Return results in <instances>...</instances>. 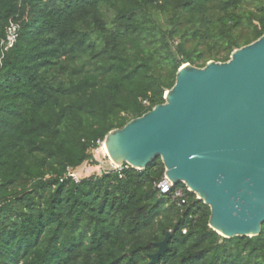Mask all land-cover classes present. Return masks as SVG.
I'll use <instances>...</instances> for the list:
<instances>
[{
    "label": "trees",
    "instance_id": "trees-1",
    "mask_svg": "<svg viewBox=\"0 0 264 264\" xmlns=\"http://www.w3.org/2000/svg\"><path fill=\"white\" fill-rule=\"evenodd\" d=\"M11 20L20 33L0 67V264H150L168 233L156 264H264V223L259 236L223 238L194 193L180 205L156 189L160 158L68 176L97 165L110 132L164 104L184 65L228 62L261 38L264 0H0V42Z\"/></svg>",
    "mask_w": 264,
    "mask_h": 264
},
{
    "label": "water",
    "instance_id": "water-1",
    "mask_svg": "<svg viewBox=\"0 0 264 264\" xmlns=\"http://www.w3.org/2000/svg\"><path fill=\"white\" fill-rule=\"evenodd\" d=\"M165 103L110 132L118 167L145 170L160 158L165 176L210 207L209 227L226 239L256 237L264 223V35L228 62L186 64ZM110 171H113L112 165ZM156 243L150 264L169 251Z\"/></svg>",
    "mask_w": 264,
    "mask_h": 264
},
{
    "label": "built area",
    "instance_id": "built-area-1",
    "mask_svg": "<svg viewBox=\"0 0 264 264\" xmlns=\"http://www.w3.org/2000/svg\"><path fill=\"white\" fill-rule=\"evenodd\" d=\"M19 33H20L19 23L11 20L6 30V36L0 42V52H1L0 67L3 66L5 52L12 49L16 45L19 38ZM128 167L129 166H124V167L112 166V168L119 173H121L125 168ZM68 176L78 182V180L76 179L77 175L74 171L68 170ZM156 189L163 195H170L171 199L178 201L180 205H184L187 202L186 200L187 196L189 192H191L188 187L176 188V185H174L165 175L163 179L157 183Z\"/></svg>",
    "mask_w": 264,
    "mask_h": 264
},
{
    "label": "rangeland",
    "instance_id": "rangeland-1",
    "mask_svg": "<svg viewBox=\"0 0 264 264\" xmlns=\"http://www.w3.org/2000/svg\"><path fill=\"white\" fill-rule=\"evenodd\" d=\"M94 157L97 162V165L85 164L79 169L75 170L76 179L80 181L83 178H87L93 175H101L105 171H109L111 169L110 160L107 156L104 145L94 151ZM113 169V168H112Z\"/></svg>",
    "mask_w": 264,
    "mask_h": 264
},
{
    "label": "bare ground",
    "instance_id": "bare-ground-1",
    "mask_svg": "<svg viewBox=\"0 0 264 264\" xmlns=\"http://www.w3.org/2000/svg\"><path fill=\"white\" fill-rule=\"evenodd\" d=\"M103 145H104V144H103ZM104 148H105V145H104ZM105 150H106V148H105ZM106 153H107V151H106ZM110 164H111L112 166L116 167V165L113 164L111 160H110Z\"/></svg>",
    "mask_w": 264,
    "mask_h": 264
}]
</instances>
